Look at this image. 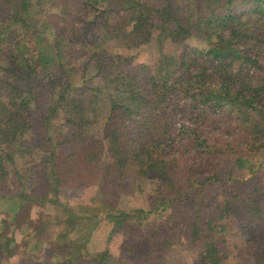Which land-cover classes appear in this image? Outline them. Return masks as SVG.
I'll use <instances>...</instances> for the list:
<instances>
[{
	"label": "trees",
	"instance_id": "16d2710c",
	"mask_svg": "<svg viewBox=\"0 0 264 264\" xmlns=\"http://www.w3.org/2000/svg\"><path fill=\"white\" fill-rule=\"evenodd\" d=\"M5 1L6 6L0 3V25L20 23L18 26L25 30V38L14 42L11 53L4 54L0 48V61L3 63L0 64V182H5L10 172L16 168L13 172L17 174L18 184L21 185L25 177H30L36 179V189H43L40 197L26 192L19 195L20 191L12 194V198L23 203L26 202L23 197H26L34 198L33 202L50 201L59 205L58 186L72 185L71 180L77 179L75 185L82 188L96 181L97 195H92L89 203L77 207L81 211L87 210L95 199L104 200L105 195L109 194L105 176L109 173L110 177L122 178L125 175L124 168L129 170L128 176L132 178L160 175L170 185L166 188H172L176 182L170 178V171H176L177 159L173 157L165 160L163 153L165 151L168 155L176 149L183 136L181 133H170L171 124L165 121L177 113L185 117L191 113V119L204 126V123L214 126L215 119H218L214 117L217 115L223 120L233 121L235 126L226 130V135H230V140L233 141L223 140L227 149L233 142L239 145V149L230 152L233 154H229L227 158L235 159V167L246 166L247 171L259 167V163L256 164L253 158L258 153H264V67L258 65L255 52L260 36L264 37V0H224L228 8L226 12L217 11L219 6L215 5L223 0H200L207 9L205 13H198L201 20H205L207 16L203 33H195V30L186 28L189 26L183 20L184 10L179 9L174 2L162 9L153 10L136 0H129L126 7L128 14H121L123 18L126 17L124 21L128 24L122 22L121 25L112 27V30L106 29L95 38L97 44H100L102 38L107 42L133 36L136 46L147 41L152 34L150 28L156 27L159 32H164L162 40L169 39L177 45L182 44V48L178 49V58L173 61L172 68L164 74H159L144 64L130 69L126 74L110 72V54H106V50L104 54L100 52L97 45L90 49L89 61L93 64L95 75L104 78V87H94L91 91L109 89L110 95L107 97V115L98 138L94 134L98 130L96 120L93 116H88L89 111L93 112L94 97L97 94L91 92L88 95L94 96L92 100L88 96L73 97L71 93L76 85L68 76L75 72L73 64H67L64 58L54 66L47 67L38 66L33 60L38 51L42 53V62L52 61L53 52H66V48L58 47L57 39L61 42V36L55 34L58 28L53 29L54 36H50L46 31L52 29L54 24L50 20L44 24L40 19L49 16L48 10L41 8L44 3L39 4L38 0ZM97 1L85 0V4L90 7ZM237 1L251 5L249 17L244 18L243 12L229 9L231 3ZM191 6H194L193 3ZM196 6L200 4L197 3ZM155 15L157 23H148ZM105 19L110 21L111 16L106 14ZM251 19L252 24L249 23ZM1 30L4 28L0 26ZM62 31H66L64 38L67 42H74L76 33L71 23L62 27ZM188 36L203 41L206 48L199 49L184 44ZM3 41L4 37L0 35V47ZM237 129L238 133L235 134ZM193 133L197 139L200 138V133L195 129ZM184 136H187V132H184ZM187 140L185 150L189 149V144L200 152L208 147V141L204 139ZM218 151L224 152L226 157L227 151ZM106 156L111 157L106 160ZM19 158L28 161L30 165L22 173H19L15 161ZM45 163L47 168L43 167ZM113 170L117 173L113 174ZM212 179L218 181L219 178L212 176ZM51 181L54 192L50 190ZM258 199L257 195L251 194L250 199H246V208L251 207L249 209H252V215H257L264 222V212L257 205ZM169 204L170 200L162 197L145 213L164 211ZM69 205L64 206L67 210L66 218H57L54 223L61 222L71 226L70 229L48 241L50 247L60 254L66 251L69 258L84 262V257L87 256L82 254L84 244L70 249L74 240L68 233L75 230L74 223L79 217ZM104 207L108 211L104 218L113 222L108 233L111 235L118 234L127 219L139 220L137 213H142L141 209L126 211L108 200L106 203L101 201L98 205L102 213ZM3 213L6 214V211ZM92 213L96 217L95 222L102 216L98 209ZM18 218L19 212L15 215V219ZM202 225L195 224V232L203 233L205 229L201 228ZM47 226L48 223L41 225L36 232L41 233ZM211 229L213 231L215 227ZM89 235L90 231L87 232V237ZM12 239L0 242V264H42L32 259L23 261L17 256L13 258L19 250H15ZM215 251V246L208 243L206 255L211 252L207 256L214 257ZM99 257V264L116 263V260H107L110 259L108 249L102 250ZM4 259H7L6 262H3ZM215 261L216 259L212 263Z\"/></svg>",
	"mask_w": 264,
	"mask_h": 264
},
{
	"label": "rangeland",
	"instance_id": "374dc122",
	"mask_svg": "<svg viewBox=\"0 0 264 264\" xmlns=\"http://www.w3.org/2000/svg\"><path fill=\"white\" fill-rule=\"evenodd\" d=\"M136 1L153 10L162 9L174 2L179 9L184 10L185 19L183 20L189 26L186 28L195 30V33H203V24L207 16L204 15L205 20H201L198 13L199 11L205 13L207 9L202 6L203 2L201 3L200 0ZM5 2L0 0L2 6ZM38 2L44 3L41 8L48 10L49 13L47 18H40L41 21L47 24L50 20L54 24L52 29L46 31L47 34L54 36L53 29L58 28V32L55 33L61 36L60 43L57 39L58 47L66 48V52H53L52 61L42 62L40 59L42 53L38 51L33 60L38 66L48 67L66 58V63L73 64L75 71L67 74L76 85L74 92L71 93L73 97H86L91 92L97 94L95 97L88 96L89 100L94 97L93 112L89 111L88 116L96 120L95 125L98 130L94 132L95 138L100 137L109 104L107 97L110 95H108L109 89L91 91L94 87H104V78L95 75L93 64L89 61L90 49L97 45L96 48L99 47L100 52L104 54L106 50V54H110L108 59L110 72L126 74L130 69L144 64L159 74H164L172 68L173 61L178 58V49L182 48V44L177 45L169 39L162 40L164 32H159L160 30L156 27L150 28L152 34L148 40L146 39L147 41L136 46L134 45L136 41L132 40L133 36L120 39L121 41L112 39L107 42H104L102 38L100 44L99 42L97 44L95 38L106 29L112 30V27L121 25L122 22L128 24L124 21L126 17L123 18L121 14H128L126 7L129 5V0H98L90 7H87L85 0H38ZM191 3L194 6H191ZM197 3L202 7L196 6ZM226 4L224 0L215 3L219 6L217 11L226 12L228 10ZM250 6L237 1L232 2L229 9L238 13L243 12L244 18H247L250 16ZM106 14L111 16L110 21L105 19ZM156 17L157 15L152 16L148 23H157ZM69 23L76 33L74 42H67L64 38L66 31H62V27H67ZM249 23L252 24L253 20H249ZM19 24L0 25L4 28L0 31V35L4 37L0 47L4 54L11 53L10 49L13 48L14 42L25 38V30L19 28ZM183 43L199 49L206 48L203 41L193 36H188ZM257 46L256 59L258 65L264 67V37L262 35ZM0 64L3 65L1 61ZM83 67H85L84 70H82ZM186 100L188 101L189 98ZM214 118H218L215 119L214 126L208 123H204L205 126L201 125L195 119H191V113L186 117L177 113L166 119L165 122L172 125H169L172 129L170 133L172 132L173 135L181 133L183 136L176 149L168 155L165 151L163 153L165 160L173 157L177 159L176 171H170V178L176 182L175 186L166 188L170 185L160 175L132 178L128 176L129 170L124 168L125 175L122 178L110 177L109 173L105 176L109 194L105 195L104 200L95 199L93 205L87 210L81 211L77 207L80 204L89 203L90 197L97 195L96 181L82 188H77L75 185L77 179L71 180L72 185L58 186V201L62 205L50 203V201L33 202L34 198L26 197H23L26 201L23 203L12 198V194L21 191L19 195L26 192L40 197L43 189H36L35 178L25 177L21 181L22 184H18L17 174L13 172L15 168L5 182H0V234L2 236L0 242L4 243L7 239L13 238L14 243L11 244L15 245V250H19L13 258L17 256L23 261L32 259L42 264H99L101 262L99 255L105 249H108L110 256L107 260H116L115 264H264V222L257 215H252L253 211L249 209L251 207L246 208L248 204L246 199H250L253 194L258 196L257 205L259 204L264 212V153H258V156L253 158L256 164L259 163L258 168L247 171L246 166L235 167V159L227 158V156L233 154L230 152L238 150L239 145L233 142L227 149L223 140V138L227 140L232 138L226 135V130H231L230 127H234L235 123L223 120L218 115ZM193 129L200 133V138H196ZM184 132H187V136H184ZM234 133L237 134L238 129ZM187 138L189 141L204 139L208 141V147L200 152L189 144V149L185 150ZM221 149L227 151L226 157L223 155L224 152L218 151ZM110 157L106 156V160ZM15 161L19 173L30 166L28 161L20 160V158ZM43 167L47 168L46 163ZM116 173L113 172V174ZM28 174L31 176L30 173ZM212 176H217L218 181H214ZM165 178L168 180V177ZM50 190L54 192L53 181H51ZM162 197L170 200V204L164 211L155 212V214L145 213ZM41 199L36 198V200ZM107 200L113 201L116 206L126 211L141 209L142 213H137L140 219H127L123 222V227L118 234H108L113 222L104 218L105 213H108L107 208L104 207L103 213L102 209L98 208L101 201L106 203ZM68 204L75 209L74 212L79 217L74 223L75 230L68 233L74 240V245H71L70 249L84 244L82 254L87 255L84 257V262L69 258V253L66 251L60 254L58 250L50 247L48 241L56 239L57 234L70 229L71 226L61 222V224L54 223L57 218L60 220L66 218L67 210L64 206ZM96 209L102 215L97 222L92 213ZM5 211L6 214L3 213ZM17 212H19V218L15 219ZM47 223L48 226L44 231L36 232L41 225ZM198 223L203 224L201 227L205 229L203 233L195 232V224ZM210 226L215 227V230L209 229ZM88 231H90L89 237H87ZM208 243L215 246L214 257L207 256L211 252L206 255ZM214 259L216 261L212 263ZM6 260L4 259L3 262Z\"/></svg>",
	"mask_w": 264,
	"mask_h": 264
}]
</instances>
